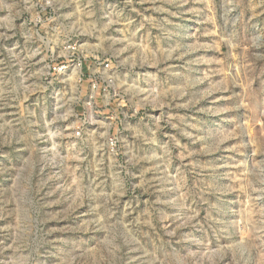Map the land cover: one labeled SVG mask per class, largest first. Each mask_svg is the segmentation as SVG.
I'll use <instances>...</instances> for the list:
<instances>
[{
    "label": "rangeland",
    "instance_id": "obj_1",
    "mask_svg": "<svg viewBox=\"0 0 264 264\" xmlns=\"http://www.w3.org/2000/svg\"><path fill=\"white\" fill-rule=\"evenodd\" d=\"M0 264H264V0H0Z\"/></svg>",
    "mask_w": 264,
    "mask_h": 264
}]
</instances>
